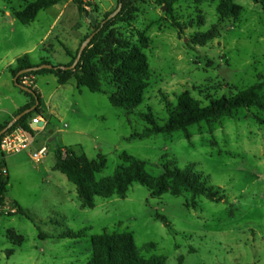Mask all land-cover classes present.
I'll return each mask as SVG.
<instances>
[{
	"label": "rangeland",
	"instance_id": "rangeland-1",
	"mask_svg": "<svg viewBox=\"0 0 264 264\" xmlns=\"http://www.w3.org/2000/svg\"><path fill=\"white\" fill-rule=\"evenodd\" d=\"M34 1L0 0L1 63L20 53L24 42L25 48L53 45L56 61L65 60L69 40L56 41L55 32L43 39L60 4L40 12L29 25L7 18ZM220 1L177 0L169 11L154 0H132L131 27L118 23L114 28L147 58L150 77L142 103L131 110L117 108L109 95L81 88L60 132L31 128L37 150L47 148L41 161L26 153L4 155L8 186L0 209V264H87L92 237L103 231L131 233L142 258H160L164 264H264V124L258 121L264 112L242 108L194 124L187 129L188 139L184 131L131 139L149 128L143 115L163 125L168 106H175L184 92L202 99L262 84L264 96V6L232 0L242 7L241 14L220 19ZM85 4L97 7L98 13L86 7L96 14V24L119 5L118 0ZM141 33L148 38L145 49L139 44ZM103 79L107 89L109 79ZM69 147L88 159L105 158L98 181L123 165V155L143 161L153 177L171 162L202 175L226 202L193 198L187 191L151 196L145 186L133 183L124 198L95 197L94 208L84 207L76 187L56 168V150ZM14 203L25 215L17 214Z\"/></svg>",
	"mask_w": 264,
	"mask_h": 264
},
{
	"label": "trees",
	"instance_id": "trees-1",
	"mask_svg": "<svg viewBox=\"0 0 264 264\" xmlns=\"http://www.w3.org/2000/svg\"><path fill=\"white\" fill-rule=\"evenodd\" d=\"M63 0H35L28 3L23 9L14 10L13 17L22 25H29L37 18L38 14L49 9ZM170 11L177 0H154ZM80 14L91 7L92 12L98 13L93 4H85L82 0H74ZM255 4L264 6V0H253ZM122 5L120 12L112 19L107 18L112 14L108 13L104 19L95 26L90 24V33L87 34L81 43L92 33L96 32L87 48L83 51L81 59L75 69L62 70V66H70L78 53V50L71 54L66 50L71 60L67 65H54L48 59H42L39 63H33L28 54L16 59L9 66L8 71L12 78L27 69L41 64H50L52 69H43L36 72H28L17 77V83L21 86L23 81L43 74H53L58 79V84L63 85L71 78L77 83V88H86L92 93H104L109 95L112 106L117 108L133 109L139 106L144 99V92L148 88L150 77L149 66L146 56L140 48L132 45L123 37L114 26L118 23L131 27L132 15L136 12L132 0H118ZM242 12V7L233 3L232 0H221L217 6V13L220 19L223 17L237 18ZM107 20L102 26L101 23ZM203 39L205 35L201 36ZM204 43V40H201ZM139 44L143 49L148 47V38L141 33ZM103 76L109 79L103 88ZM27 87V86H25ZM262 84L246 89L236 90L231 95L220 97L206 96L202 99L192 97L188 92L177 97L176 105L168 106V118L163 125H158L151 116L143 115L142 119L149 125L143 134H133V138H141L147 134L173 133L184 131L188 139L187 129L201 122H210L225 114L244 108H256L264 112V96L260 94ZM33 95L22 91L29 99V103L23 107L15 116L33 107L36 101L39 105L29 114L24 115L7 132L16 127H21L30 132L31 129L26 121L34 115L43 117L40 109V94L34 84L28 86ZM261 124L264 120L258 119ZM0 126V131L7 125ZM3 135L0 136V142ZM56 168L77 190L79 199L84 207L94 208V198H110L117 195L124 198L129 187L133 183L145 186L151 196H160L170 193L174 196L180 195L183 191L190 192L192 197L205 196L215 202H226L224 194H220L218 188L208 186L203 176L193 173L190 169H179L173 167L171 162L163 166V172L158 177H153L145 170V163L128 155H123V165L115 173L107 178L96 180V175L105 168L106 160L98 155L96 159H88L84 154H76L72 148L56 151ZM8 186V174L4 162V154L0 153V209L6 205V194ZM188 207V205L186 204ZM17 214H24L22 208L14 203ZM1 215V211H0ZM27 216V215H26ZM71 237H80L79 234H68ZM92 252L87 264H164L160 258L144 259L140 256L134 245L133 236L128 232H107L92 237ZM11 255L12 252L7 253ZM182 261V260H180ZM181 264V262H180Z\"/></svg>",
	"mask_w": 264,
	"mask_h": 264
},
{
	"label": "crops",
	"instance_id": "crops-1",
	"mask_svg": "<svg viewBox=\"0 0 264 264\" xmlns=\"http://www.w3.org/2000/svg\"><path fill=\"white\" fill-rule=\"evenodd\" d=\"M83 2L86 3V0H83ZM58 4L61 5L58 9H56L57 6L49 8L50 11L56 10L53 12L52 21L44 33L43 39L48 40L55 32L54 39L56 41L61 39L71 42V47L65 49L71 54H74L79 49L83 38L90 33L91 23L84 14L79 13L78 6L74 0H68L67 2H63L62 4L60 2ZM70 5H73V8L67 13L66 11ZM12 17L13 16H7L9 21H12ZM27 43L28 42H24L19 45L21 47L20 53L6 59V61L2 63L0 62V126L9 123L30 101V99L21 92V89L15 85V78H12L8 71L9 66H11L17 58L24 54H28L33 63H39L42 59H48L51 60V63L53 61L54 65H67L71 60L66 50L63 52L66 57L65 60L59 63L56 61L53 45L45 46V44L41 42L34 43L31 47L25 48L24 46H27ZM59 46H62V44L59 43ZM36 53L38 54L35 56L34 54ZM34 87L40 94V109L43 112V117L39 115L36 116H39L44 122L41 128L49 126L51 129L56 130V132H60L61 129L58 127L61 122L74 111L76 105L74 99V95L78 92L76 80L71 78L65 84L59 85L55 75L43 74L34 78ZM28 121L29 119L26 123H28ZM54 121H56L58 125L54 124ZM37 148L38 143L35 144V141H33L31 147L22 153L31 156V153L35 152ZM71 148L74 149L75 147Z\"/></svg>",
	"mask_w": 264,
	"mask_h": 264
},
{
	"label": "built area",
	"instance_id": "built-area-1",
	"mask_svg": "<svg viewBox=\"0 0 264 264\" xmlns=\"http://www.w3.org/2000/svg\"><path fill=\"white\" fill-rule=\"evenodd\" d=\"M34 84V78L30 80L26 79L23 81L24 86ZM42 119L39 116L34 115L29 119L27 125L34 130H39L41 127L38 126ZM33 143L32 135L21 127H16L10 132H6L0 142V153L4 155H17L28 150ZM47 154L46 147H41L35 152L31 153V158L39 162Z\"/></svg>",
	"mask_w": 264,
	"mask_h": 264
},
{
	"label": "water",
	"instance_id": "water-1",
	"mask_svg": "<svg viewBox=\"0 0 264 264\" xmlns=\"http://www.w3.org/2000/svg\"><path fill=\"white\" fill-rule=\"evenodd\" d=\"M122 8V5L119 4L117 9L107 18V20H110L112 18H114L121 10ZM84 16L88 18L89 22L95 26L96 25V14L95 13H90V12H85L84 13ZM103 21L101 23V26L107 21ZM96 32L90 34L80 45L79 49H78V53H77V56L74 60V62L70 65V66H62L61 69L62 70H73L75 69V67L77 66V64L79 63L80 59H81V55L83 53V51L87 48V46L89 45L91 39L94 37ZM53 66L50 65V64H41V65H38V66H35L33 68H30V69H27V70H24L22 72H20L17 77L21 74H24V73H28V72H36V71H39V70H43V69H52ZM17 77L14 79V82H15V85L20 88L21 90L25 91V92H28L30 94L33 95V91L28 88V87H25V86H21L17 83ZM39 105V102L36 101L35 105L25 111H23L22 113L18 114L17 116H15L1 131H0V136L4 135L17 121H19L24 115L26 114H29L31 112H33L35 110V108ZM43 121L39 122L38 126L39 127H42L43 126Z\"/></svg>",
	"mask_w": 264,
	"mask_h": 264
}]
</instances>
